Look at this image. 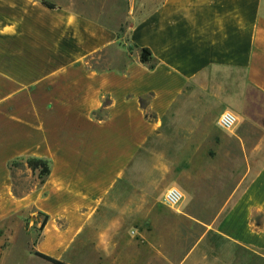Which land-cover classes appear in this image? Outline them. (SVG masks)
I'll return each instance as SVG.
<instances>
[{"label": "crops", "instance_id": "0c3cea01", "mask_svg": "<svg viewBox=\"0 0 264 264\" xmlns=\"http://www.w3.org/2000/svg\"><path fill=\"white\" fill-rule=\"evenodd\" d=\"M46 1L56 8L40 2L27 30L44 54L41 78L20 84L0 63V224L36 207L47 217L41 253L58 260L84 229L106 220L90 244L100 264H264V159H249L264 155V0H122L123 26L113 24L118 0ZM143 48L149 63L140 60ZM20 92L28 113L17 106ZM224 111L238 118L228 136L246 159L215 184L212 173L226 167L214 158L226 154L218 136L227 135L216 128ZM147 156L203 159L188 158L181 170L136 165ZM30 158L46 161L49 174L18 196L10 166ZM154 172L186 175V205L155 202L147 187ZM134 179L138 194L122 195ZM215 186L231 190L209 220L196 217L189 204L208 213ZM153 214L155 224L167 214L189 226H151ZM191 234L198 238L189 246L178 239Z\"/></svg>", "mask_w": 264, "mask_h": 264}, {"label": "rangeland", "instance_id": "374dc122", "mask_svg": "<svg viewBox=\"0 0 264 264\" xmlns=\"http://www.w3.org/2000/svg\"><path fill=\"white\" fill-rule=\"evenodd\" d=\"M57 5L61 2H65V0H49ZM40 2L41 0H2L1 3L4 8L0 6V63H2V69L4 72L9 70L12 72L15 77L17 76L20 84L24 83H37V80L41 78V73L46 69V61H44V55L41 51H35V42L33 35L27 33V30H30L28 26L33 28L35 26L34 21L37 15H39L40 11ZM120 10H116L117 18L114 19L113 24L123 26L125 19L127 18V14L124 11V5L122 0H118ZM11 4H15L16 6L11 9L8 7ZM11 7V6H10ZM30 14V15H29ZM40 14L39 17H41ZM13 20V21H12ZM30 20V22H28ZM12 21V24H11ZM9 23L10 27L3 28V24ZM1 28L2 31H1ZM39 48L41 46H38ZM99 59V62L104 65L106 62ZM96 61V60H94ZM3 96H6V92L2 93ZM26 94L20 92V95L17 98V106L21 112H29L31 108H26ZM36 97L35 101V111L40 114L44 110L41 107L42 103V93L35 91L33 93ZM31 95V93H30ZM39 97V98H38ZM261 107H262V115H264V96H261ZM24 114V113H21ZM220 117V116H219ZM218 117V119H219ZM217 119V123H218ZM238 123V122H237ZM237 126V124H236ZM236 126L229 130L224 131L216 126L217 130L227 136L219 135V144L218 147L222 148V150L226 151V154H223L218 157H214L217 161H226V167L222 171L219 166H217V170L212 174L216 176V180L213 178V182L215 184H221L222 176L226 177H234L236 175V171L240 170L243 167V159L246 158L239 154L240 142L236 140L235 136H228V133H233L236 131ZM250 135L255 133L252 125H249V129L247 128ZM188 158H195L196 162H202L203 157H159V156H147L143 158H138L135 163L136 165L139 163L143 164H152V163H172L178 165V169L181 170L188 162ZM253 159H264V155L260 157H249ZM229 163V164H228ZM14 176V190L16 195L24 196L31 192L36 186L39 185V178L32 174V171L28 168L25 161H13L10 166ZM232 173V174H231ZM139 175V173H136ZM156 175V178L147 184L150 195L155 197V202L161 203L163 200L164 203V195L168 188L177 187L183 192V199L178 206L175 208H170L175 210L179 207L186 205L187 194L183 189L179 187V183L188 186L189 182L186 179V175L184 173H153ZM131 187L122 188L120 191L122 195H136L138 194V186H141V183L134 179L132 181ZM231 189L215 186L212 188L208 187V197H213V203H208V213L204 211L203 205L200 203H196L195 205H190L196 209L195 216L202 218V216L208 215L209 218L216 213V209L219 208L224 198L228 196ZM196 194L199 196L203 195V189H196ZM223 199V200H222ZM209 199L208 201H210ZM157 204H146V205H135L131 206H141L152 208ZM165 205V204H164ZM203 216V217H204ZM151 226H165V227H174V228H182L188 227L186 223L175 219L170 215H165V219L168 221L166 223H156L155 219L159 222L160 217L157 215H151ZM45 220V215L42 214L36 207L29 206L22 213L14 218H11L0 224V264H53L52 262L45 260L35 253L41 252L42 243H46V224H43ZM106 220L104 221H96V225L93 228L84 229V232L80 237H78L77 243L74 241L71 245L68 246L67 250L63 253L60 261H63L67 264H100L97 255H92L90 252V244L94 239H97V228L106 224ZM101 224V225H100ZM99 227V228H100ZM189 229V228H188ZM192 233V232H191ZM194 235V236H193ZM191 234L188 236H179V240L187 241V246L191 245L193 240H196L198 236L196 234ZM76 243V244H75Z\"/></svg>", "mask_w": 264, "mask_h": 264}, {"label": "trees", "instance_id": "16d2710c", "mask_svg": "<svg viewBox=\"0 0 264 264\" xmlns=\"http://www.w3.org/2000/svg\"><path fill=\"white\" fill-rule=\"evenodd\" d=\"M41 4L44 6V7H47V8H50V9H55L56 8V5L53 4V3H50L46 0H42L41 1ZM152 59V55H151V52L149 49L147 48H143L141 49V52H140V60L143 62V63H149ZM27 166L28 168H30L32 170V172H35V171H39V179H40V182L41 183H44V180L46 178V176L49 174V167L46 163V161H43V160H40V159H35V158H30L27 160ZM47 222V217H45V220L43 222V224H46ZM37 256L45 259V260H48L50 262H52L53 264H67L63 261H60L58 259H55L53 257H50L44 253H41V252H36L35 253Z\"/></svg>", "mask_w": 264, "mask_h": 264}, {"label": "built area", "instance_id": "2783aa9c", "mask_svg": "<svg viewBox=\"0 0 264 264\" xmlns=\"http://www.w3.org/2000/svg\"><path fill=\"white\" fill-rule=\"evenodd\" d=\"M238 122L237 116L231 111H224L219 119L218 126L221 130L229 131L233 129ZM183 199V192L177 187H170L164 195V204L169 208H175Z\"/></svg>", "mask_w": 264, "mask_h": 264}]
</instances>
